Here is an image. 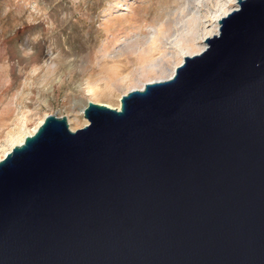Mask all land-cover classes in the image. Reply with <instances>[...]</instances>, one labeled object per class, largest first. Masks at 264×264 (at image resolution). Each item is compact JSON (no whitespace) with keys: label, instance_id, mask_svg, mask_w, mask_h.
<instances>
[{"label":"water","instance_id":"1","mask_svg":"<svg viewBox=\"0 0 264 264\" xmlns=\"http://www.w3.org/2000/svg\"><path fill=\"white\" fill-rule=\"evenodd\" d=\"M238 4L170 80L0 161V264H264V0Z\"/></svg>","mask_w":264,"mask_h":264},{"label":"rangeland","instance_id":"2","mask_svg":"<svg viewBox=\"0 0 264 264\" xmlns=\"http://www.w3.org/2000/svg\"><path fill=\"white\" fill-rule=\"evenodd\" d=\"M228 1L0 0V161L49 116L76 132L89 124V102L117 109L159 77L143 72L131 46L186 13L213 30L214 12ZM177 63H167L165 77Z\"/></svg>","mask_w":264,"mask_h":264},{"label":"bare ground","instance_id":"3","mask_svg":"<svg viewBox=\"0 0 264 264\" xmlns=\"http://www.w3.org/2000/svg\"><path fill=\"white\" fill-rule=\"evenodd\" d=\"M234 3L235 0H230L223 5H216L218 6V9L214 12V17H211V23L214 25L213 30H207L201 22L199 16L196 14L186 13L179 20H161L158 22V28L151 40L144 42L139 41L131 46V50L136 53L138 60L142 65L143 72L146 75L151 73L159 75L158 78L150 80L149 83L163 82L173 78L176 69L170 73L169 76L165 77L167 73L166 65L172 60L174 62H178L177 64L182 65L186 57L201 54L207 47L205 41L208 38L219 35V21L231 14L234 10L231 6ZM239 7L240 6L237 5L236 10H238ZM202 44L203 46H201ZM167 46H169L168 49ZM157 55H160L159 59H156ZM143 88L139 90H142ZM107 106L111 108L109 105ZM120 109L121 106H119L116 110ZM38 128H36L32 133L21 137L17 141L16 145H22L25 138L33 135Z\"/></svg>","mask_w":264,"mask_h":264}]
</instances>
